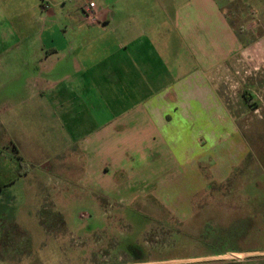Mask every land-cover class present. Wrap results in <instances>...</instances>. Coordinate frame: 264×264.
<instances>
[{"label": "rangeland", "instance_id": "374dc122", "mask_svg": "<svg viewBox=\"0 0 264 264\" xmlns=\"http://www.w3.org/2000/svg\"><path fill=\"white\" fill-rule=\"evenodd\" d=\"M84 1L0 0L1 24L9 31L21 27L24 35L15 40L35 45L42 31L73 25L70 14ZM237 13L232 24L241 42L239 61L211 78L225 109L214 122L222 126L193 127L204 132L188 140L189 127L179 126L180 117L168 110L170 124L163 129L173 143L180 139L176 147L183 143L178 154L184 162L178 158L175 170L155 179V163L149 164L153 175L137 167L147 155L156 161L153 146L162 138L159 128L141 125L137 115L148 94L126 93L104 81L93 93V83L88 87L80 78L68 100L71 113L61 115L55 97L65 84L47 90L36 83L0 84V109L24 99L28 121L21 124L22 109L0 110V264H264V52L255 46L258 34L244 26L248 16L243 9ZM106 39L85 45L88 61L110 53L113 44ZM193 68L178 37L156 35V74L163 82L179 81ZM141 80L133 88L146 87ZM188 146L193 149L184 153ZM88 149L108 166L116 160L124 165L107 171L116 176L113 193L92 186L90 174L80 179ZM22 160L28 172L20 178ZM168 162L161 158L160 169ZM133 168L142 178L126 170Z\"/></svg>", "mask_w": 264, "mask_h": 264}, {"label": "crops", "instance_id": "0c3cea01", "mask_svg": "<svg viewBox=\"0 0 264 264\" xmlns=\"http://www.w3.org/2000/svg\"><path fill=\"white\" fill-rule=\"evenodd\" d=\"M89 1L95 4L96 22H88L81 12V8L88 2L84 1L76 12L70 14L73 25L66 29L59 28L57 31H42L40 34L42 39L35 45L19 44L15 37L19 39V36H23L24 30L21 27L11 31L8 28L3 29L0 15V84L36 83L43 85L45 89L46 87L49 89L52 85L65 84L66 87L55 97L58 99V106L62 107L61 115L71 113L68 100L74 95L75 88L73 89L72 86L76 83L75 80L81 81L80 78L86 79L88 87L93 83V93L97 84L104 81L105 85L112 83L122 85L126 93L143 91V94H148L149 96L144 97L138 107L137 115L140 116L141 125L155 127V132L159 128L158 132L162 133V138L153 146L155 150L151 155L156 156V161L147 160L149 157L147 155L144 157V163L137 167L143 172L151 171L153 175L154 170L149 164L155 163L157 175L152 176V179H155L159 173L161 175L167 171L171 172L173 166L176 169L178 158L184 162L183 154H178V149H181L183 143L177 144L176 147V142L178 143L180 139H174L173 143L163 129L170 124L166 119L168 110H174L170 114L180 117L179 126L183 123L184 127H189L188 140L192 139L193 134L202 135L204 132L200 129L194 133L193 127L222 126L218 120L214 122V117L225 116V109L211 85V78L218 68L226 67L231 61H239L235 56L241 51V42L233 27L232 19L239 16L237 12L242 9L244 18L248 16L245 28L251 33L258 34L255 46L264 52V0H103L104 7L98 6L94 0ZM45 11L48 17L54 16V13ZM80 25L89 29H82ZM156 35L178 37L188 52L194 68L181 80L163 82L160 75L156 74ZM101 36H107L106 43L112 42L110 53L105 58L88 61L84 54V49L87 47L85 45L98 43ZM8 37L12 41H9L12 43L10 45L6 42ZM140 79L146 87L133 88ZM123 85L128 86L123 87ZM90 91L91 88L88 92ZM97 91L103 93L100 89ZM41 93L43 94L42 91ZM40 98L44 99L41 94ZM11 99L17 101L16 98ZM22 100L24 99H19L5 108L14 109V112L22 109L20 111H23L25 117L20 121L25 126L28 121L25 114L27 111L24 112V108H27V105L20 102ZM107 107L110 108L109 105ZM7 114L10 118L14 117L10 112ZM13 121L9 122L13 124ZM132 122L133 120H120L118 124L130 126L129 123ZM13 128L10 127L12 131ZM204 137L208 139L207 136ZM155 139L156 136L153 140ZM187 149L192 150L193 146L186 147L184 153H187ZM88 155L90 157L88 160L86 156V166L80 179L90 174L89 178L94 180L91 182L92 186L94 183H99L95 185L96 189L100 186L101 190L108 189L113 193L112 188L116 190L118 185L114 186L110 182H113L116 176L109 177L107 171L110 167L116 173L120 168H124V165H120L116 160L115 164L112 161L108 166L99 159L98 153L89 149ZM166 156L169 159L168 167L164 164L160 169V160L163 157L167 158ZM138 169L126 170L137 173L136 179H139L142 177L138 174ZM26 174L18 176L22 178ZM123 186L121 185V188ZM135 187L137 186H132ZM154 190L158 188L155 187ZM128 264H156V262Z\"/></svg>", "mask_w": 264, "mask_h": 264}, {"label": "built area", "instance_id": "2783aa9c", "mask_svg": "<svg viewBox=\"0 0 264 264\" xmlns=\"http://www.w3.org/2000/svg\"><path fill=\"white\" fill-rule=\"evenodd\" d=\"M95 4L93 2L88 1L86 5L81 8V12L84 14L86 20L90 23L96 22V18L94 16Z\"/></svg>", "mask_w": 264, "mask_h": 264}, {"label": "trees", "instance_id": "16d2710c", "mask_svg": "<svg viewBox=\"0 0 264 264\" xmlns=\"http://www.w3.org/2000/svg\"><path fill=\"white\" fill-rule=\"evenodd\" d=\"M247 93H244L243 94V98L245 100V102L247 103L248 106H252V102L250 101L251 99V95H246ZM254 105V104H253ZM20 159V157H18ZM19 165V172H18V175L19 176H23L27 173V166L26 164L23 162V161H19L18 163Z\"/></svg>", "mask_w": 264, "mask_h": 264}]
</instances>
